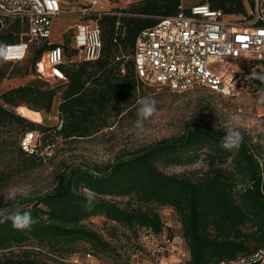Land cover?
Returning a JSON list of instances; mask_svg holds the SVG:
<instances>
[{"label":"trees","instance_id":"16d2710c","mask_svg":"<svg viewBox=\"0 0 264 264\" xmlns=\"http://www.w3.org/2000/svg\"><path fill=\"white\" fill-rule=\"evenodd\" d=\"M255 1L200 0L199 4L227 16L252 19L248 10H255ZM179 6L180 0H142L102 15L100 58L65 68L68 82L60 84L58 107L62 128H47L18 114L22 107L38 113L52 111L58 88L35 82L0 95V129L20 127L22 136L38 131L43 144L91 136L111 105L145 87L136 79L132 59L138 35L154 27L160 17L178 13ZM120 12L125 15L112 14ZM118 21L124 35L116 31ZM16 41L12 33L0 32V42ZM31 50L36 73L44 47L34 45ZM251 68L264 70V61H253ZM6 73L0 71V80ZM254 83L258 89L260 82L254 79ZM224 134L225 130L195 120L186 124L182 135L118 156L112 164L62 169L52 190L22 202L38 221L31 230H16L10 221L0 223V251L4 253L0 264H49L36 255L64 259L79 253L81 247L90 256L112 255L114 246L88 228L87 220L101 216L135 236L140 230L159 235L164 230L158 210L162 207H170L178 215L190 254L186 264H222L251 257L264 249V144L242 133L241 148L228 151L220 146ZM6 144L7 140H0V152ZM18 150L20 156H27L20 147ZM201 153L208 163L202 175L192 178L166 171L194 163ZM82 186L97 194L92 211L83 209ZM119 198L127 199L126 204Z\"/></svg>","mask_w":264,"mask_h":264},{"label":"rangeland","instance_id":"374dc122","mask_svg":"<svg viewBox=\"0 0 264 264\" xmlns=\"http://www.w3.org/2000/svg\"><path fill=\"white\" fill-rule=\"evenodd\" d=\"M142 0H119L112 2L101 0V5L106 10L116 8L125 10L132 3ZM200 0H184L186 8L199 3ZM76 5H82L77 3ZM248 16H229V19L239 25H249L256 16V11L248 10ZM67 22V23H66ZM75 18L61 21L55 25L52 41L61 44L69 43L73 32L63 37V29L69 24H74ZM8 33L19 35L27 31L21 26V21H16L8 29ZM32 50L27 59L16 65L11 71V79L18 83L33 84L41 82L44 87L58 88L59 94L50 113L42 112L40 117H31L27 111H15L26 116L28 121L47 128L57 125L58 107L61 102L60 84L52 81L47 83L37 78L31 66ZM230 72H237L236 82L238 90L234 97L228 98L213 94L206 90H199L187 94H174L167 90L145 86L121 102L114 103L108 113L99 120L98 130L91 136L76 140L58 139L55 142L54 155L50 159L40 160L19 155V140L23 134L20 127L0 129V137L7 140L0 152V208L9 207L13 202L6 201L4 196L7 189L16 187L22 189L30 186L32 191L28 199L32 200L57 185L59 172L70 166H106L112 164L118 156L137 152L164 139L178 137L183 134L188 122L201 120L209 123L216 129L225 130L229 127L238 129L249 136L254 142L264 144V104L257 103V87L254 79L249 75L248 62L232 63L227 68ZM142 97L154 98L157 102V112L145 122L142 133L134 128L137 100ZM37 113V112H33ZM29 118H28V117ZM7 147V148H6ZM208 163L204 153L192 164L167 168L170 174L196 177L202 175ZM125 205L127 199H117ZM159 213L164 222V230L159 235L149 231L140 230L135 236L129 230L111 223L104 217L98 216L87 220L84 224L101 234L110 241L116 253L109 256L95 257L81 251L68 258L48 257L36 255L49 264H186L187 244L182 237L181 224L176 211L170 207H162ZM18 252V250H15ZM4 253L0 251V257Z\"/></svg>","mask_w":264,"mask_h":264},{"label":"built area","instance_id":"2783aa9c","mask_svg":"<svg viewBox=\"0 0 264 264\" xmlns=\"http://www.w3.org/2000/svg\"><path fill=\"white\" fill-rule=\"evenodd\" d=\"M183 1L180 0L178 13L160 17L154 27L138 35L132 57L138 83L174 94L206 90L234 97L238 90L237 72H230L229 64L248 62L249 67L253 61H264V0L255 1L256 16L245 26L207 4L197 3L186 8ZM100 2L0 0V32L16 21L27 27V31L13 34L17 41L8 44L17 46L19 58L5 63H22L32 47L39 45L44 47V52L36 67L37 78L47 83H67V66L94 62L101 56L103 40L99 20L112 10H106ZM70 18L76 22L68 23L62 35L73 32L72 40L54 44L55 25ZM116 31L124 35L120 21L116 23ZM57 119L56 128L60 130L63 121L59 111ZM19 147L27 156L46 160L53 157L55 143L43 144L40 132L29 131L22 136ZM183 257L189 259V252ZM222 264H233V261ZM257 264H264V257Z\"/></svg>","mask_w":264,"mask_h":264},{"label":"clouds","instance_id":"9594fccd","mask_svg":"<svg viewBox=\"0 0 264 264\" xmlns=\"http://www.w3.org/2000/svg\"><path fill=\"white\" fill-rule=\"evenodd\" d=\"M17 46L8 45L5 42H0V62H6L12 59H18L16 55ZM250 78L260 82V87L257 89V103L264 104V70L256 71L252 69ZM138 108L136 112V119L134 128L142 133L145 128V122L152 118L157 112V102L151 97H142L137 100ZM244 143L243 134L236 128L229 127L221 140L220 146L228 151H238ZM31 187L18 189L10 187L7 189V194L4 196L6 201H12L10 207L0 208V223L10 221L12 227L19 231L31 230V228L38 222L30 210H26L20 198L28 199L31 195ZM84 194V211H92L96 204V193L89 188L81 187ZM264 257V250L253 254L248 258H238L233 261V264H257L261 258Z\"/></svg>","mask_w":264,"mask_h":264},{"label":"crops","instance_id":"0c3cea01","mask_svg":"<svg viewBox=\"0 0 264 264\" xmlns=\"http://www.w3.org/2000/svg\"><path fill=\"white\" fill-rule=\"evenodd\" d=\"M16 65H18V64H11V63L0 62V71L1 70L7 71L5 77L2 80H0V95L3 92L7 91V90H10L12 88H15V87L20 86L15 81V79L14 80L11 79L12 78L11 77V71L13 70V68ZM27 84H29V83H27ZM27 84H23V85H27ZM21 110H22V112L27 111V113L29 114V116H31L33 118L40 117V114H41V113H38V112L37 113H33L32 111H28L26 107H22Z\"/></svg>","mask_w":264,"mask_h":264},{"label":"water","instance_id":"95a60500","mask_svg":"<svg viewBox=\"0 0 264 264\" xmlns=\"http://www.w3.org/2000/svg\"><path fill=\"white\" fill-rule=\"evenodd\" d=\"M2 30V25H1V23H0V31Z\"/></svg>","mask_w":264,"mask_h":264}]
</instances>
